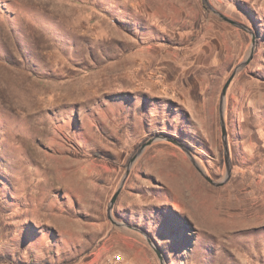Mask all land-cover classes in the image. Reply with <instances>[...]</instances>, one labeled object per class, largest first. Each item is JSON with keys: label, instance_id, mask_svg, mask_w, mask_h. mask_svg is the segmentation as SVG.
Segmentation results:
<instances>
[{"label": "rangeland", "instance_id": "1", "mask_svg": "<svg viewBox=\"0 0 264 264\" xmlns=\"http://www.w3.org/2000/svg\"><path fill=\"white\" fill-rule=\"evenodd\" d=\"M209 2L251 32L203 0H0V264H161L147 238L165 264H264V0ZM251 53L228 181L157 139L109 219L156 136L226 177L220 95Z\"/></svg>", "mask_w": 264, "mask_h": 264}, {"label": "water", "instance_id": "2", "mask_svg": "<svg viewBox=\"0 0 264 264\" xmlns=\"http://www.w3.org/2000/svg\"><path fill=\"white\" fill-rule=\"evenodd\" d=\"M203 3L206 5V7L210 8L215 14H217L220 18H222L223 20L227 21L228 23L241 28L243 30L249 31L251 32V29L245 25L242 22H239L235 19L230 18L229 16L223 14L222 12L216 10L215 8H213V6L210 4L209 0H203ZM253 45H254V38H253ZM252 57V53L249 55V57L244 60L243 62H241L240 64H238L236 66V68L234 69V71L232 72V74L230 75V77L227 79L226 83L224 84L222 91H221V95H220V107H219V112H220V124H221V137H222V143H223V148H224V159H225V164H226V169H227V174L226 177L221 180V181H215L214 179H212L205 171L204 169L198 164V162L195 160L194 156L192 155L191 151L189 150L188 147H186L183 143L177 141L174 138L171 137H161V136H156L152 139H149L148 141H146L145 143H143L140 148L138 149V151L131 157L130 161L127 164V169L126 172L123 176V179L121 181L120 186L118 187V189L115 191V193L113 194L110 203L108 205V218L111 219L112 221H114L113 217H112V209L114 204L117 201L118 196L120 195L122 188L124 186V183L130 173V169L133 165V163L135 162V160L140 156V154L143 152V150L150 145L154 140L157 139H165L175 145H177L178 147H180L191 159V162L193 163V165L195 166V168L197 169V171L213 186H222L223 184H225L229 177H230V173H231V152H230V146H229V135H228V130H227V125H226V121H225V116H224V105H225V97H226V93H227V89L232 81V79L234 78L236 72L242 68L243 66H245L249 60ZM148 242L150 243L151 247L153 248V250L155 251V253L157 254L160 263L161 264H165L164 262V256L161 252V250L159 249V247L154 244L150 238H147Z\"/></svg>", "mask_w": 264, "mask_h": 264}, {"label": "bare ground", "instance_id": "3", "mask_svg": "<svg viewBox=\"0 0 264 264\" xmlns=\"http://www.w3.org/2000/svg\"><path fill=\"white\" fill-rule=\"evenodd\" d=\"M175 23V22H174ZM189 27V26H188ZM87 34V33H86ZM164 34V33H163ZM168 37V36H167ZM199 43V42H198ZM146 47V46H145ZM163 47V46H162ZM156 50V49H155ZM159 51V50H158ZM205 49L204 48H202V49H200V51L198 50V52H197V54H196V58H198V59H202L203 57H204V53H205ZM215 51V50H214ZM222 51V50H221ZM142 52V50H138V52L135 54L136 56H134V55H131V56H128L127 57V59L125 60V61H123L124 63H125V65H127L128 67H129V70H131L132 71V73H134L135 74V77H137L138 79H139V82H140V84H141V87H145V85H146V81H145V79L143 78V76L141 75V71H142V69L141 70H139L138 69V67H143V57L140 55V53ZM195 52V51H194ZM163 54V53H162ZM216 55V54H215ZM220 55V54H219ZM212 56V55H211ZM205 58V57H204ZM148 61H150V60H148ZM147 61V62H148ZM160 61V60H159ZM198 61V60H197ZM144 62H145V60H144ZM146 63V62H145ZM198 63H200V61H198ZM197 63V64H198ZM155 64V63H154ZM146 65V64H145ZM148 65V64H147ZM145 68V67H144ZM146 68H148V67H146ZM150 68V67H149ZM128 70V69H127ZM214 70V69H213ZM147 71V70H146ZM149 71V70H148ZM142 73H143V71H142ZM146 74V73H145ZM152 77V76H151ZM183 77V76H182ZM178 78V77H177ZM176 78V79H177ZM157 79V78H156ZM162 79V78H161ZM155 80V79H154ZM185 80V79H184ZM187 81V80H186ZM161 82H163V81H160L159 82V84L160 85H162V83ZM164 83V82H163ZM186 83V82H185ZM181 85V84H180ZM61 184V182H58V181H56V183L55 184Z\"/></svg>", "mask_w": 264, "mask_h": 264}, {"label": "built area", "instance_id": "4", "mask_svg": "<svg viewBox=\"0 0 264 264\" xmlns=\"http://www.w3.org/2000/svg\"><path fill=\"white\" fill-rule=\"evenodd\" d=\"M113 263L114 264H124V262L122 261L121 257H119V256L114 258Z\"/></svg>", "mask_w": 264, "mask_h": 264}, {"label": "trees", "instance_id": "5", "mask_svg": "<svg viewBox=\"0 0 264 264\" xmlns=\"http://www.w3.org/2000/svg\"><path fill=\"white\" fill-rule=\"evenodd\" d=\"M180 142L183 143V141H180ZM187 146H188V148H189L190 150H194L193 147H191L190 145H187Z\"/></svg>", "mask_w": 264, "mask_h": 264}]
</instances>
